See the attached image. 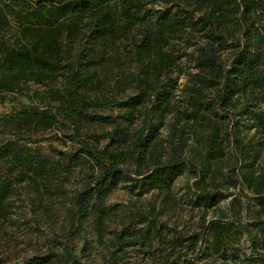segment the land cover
I'll return each instance as SVG.
<instances>
[{
	"label": "trees",
	"instance_id": "16d2710c",
	"mask_svg": "<svg viewBox=\"0 0 264 264\" xmlns=\"http://www.w3.org/2000/svg\"><path fill=\"white\" fill-rule=\"evenodd\" d=\"M155 1L0 0V99L16 93L41 104L8 116L18 132L66 131L72 149L48 148L60 160L89 163L70 210L78 229L92 217L98 234L111 214L106 196L124 178L126 166L135 165L136 175L143 174V167L148 173L141 185L153 181L160 194H169L186 166L183 149L192 132L205 150L197 183L214 187L229 138L233 157L224 161L233 172L229 178L246 190L250 220L203 216L186 244L177 234L173 246L185 247L184 255L192 253L176 256L170 264H200L201 257L232 251L231 241L240 230L250 239L264 240V0H163L157 9L151 6ZM193 32H201L202 43L178 105L172 101L176 79L171 72L192 45ZM225 48L231 49L228 63L219 57ZM111 72L116 74L114 86H108ZM49 81L59 86L29 92L30 83ZM113 87H121L125 95L117 97ZM101 122L111 126L101 134L103 144L87 140L84 130ZM162 126L165 139L159 138ZM245 129L250 136L242 135ZM21 140L0 141V218L16 184H26L34 196L40 195V183L47 193L61 195L70 173L68 164ZM197 199L206 210L214 197L204 191ZM137 215V222L146 223L140 229L144 239L159 234L154 207ZM125 230L111 240L112 261L123 257L115 256L112 247L131 235ZM248 259L264 264V254ZM12 264H79V258L65 246Z\"/></svg>",
	"mask_w": 264,
	"mask_h": 264
},
{
	"label": "rangeland",
	"instance_id": "374dc122",
	"mask_svg": "<svg viewBox=\"0 0 264 264\" xmlns=\"http://www.w3.org/2000/svg\"><path fill=\"white\" fill-rule=\"evenodd\" d=\"M165 4L163 0L155 1L151 6L160 8ZM192 45L185 50V55L180 58V65L171 72L176 79L172 101L181 105L186 96L185 84L188 82L189 73L195 71V49L202 43L201 32H193ZM231 49L225 48L219 51V57L224 63H228ZM126 65H123L125 69ZM115 70V68L113 69ZM115 73L111 72L109 85L114 86ZM48 86L58 87V81H49L47 85L30 83L29 92L36 90L41 93ZM129 91V90H127ZM113 93L121 98L125 95L121 87H113ZM40 106L37 100H29L24 95L9 93L4 99H0V141H6L15 137H21V142L39 149L51 159L59 160L61 164H68L70 173L63 184V193L57 195L47 193L43 183L39 184L40 195L34 196L30 188L24 184H16L12 189L6 208L0 218V260L5 264L20 262L32 255H43L46 252H60L65 246H71L72 251L78 256L79 264H170L176 256H191V251L186 255L185 247L173 246L175 236L181 237L186 244L193 232L198 231L200 221L222 216L225 219H239L247 223L250 219L245 211L246 190L241 191L238 184L229 178L233 172L228 169L226 160L233 157L232 141L229 138L224 143V155L219 158L222 166V175H217V185L205 186L197 183L201 154L205 153L202 143L197 141L198 136L188 133V144L183 149L186 166L174 178L169 194L159 193L156 183L146 181L141 185V177L148 172L143 170L142 175H136L133 171L135 165L126 166L124 178H120L109 194L105 204L110 208L111 214L105 222L102 234H98L90 217L78 229L76 216L72 211V196L81 188V178L86 172H90L89 163L83 158L72 161L60 160L49 151L48 146L53 145L59 149H72L69 138L65 137L64 130L51 127L37 132L14 129L9 115L18 110H28L32 106ZM110 109H106L104 114ZM111 112H116L115 110ZM227 121L231 117H225ZM226 121V122H227ZM183 122L181 119L180 123ZM139 124V120L133 123ZM111 126L106 122L92 124L84 130L85 138L89 141L98 140L103 144L101 134ZM165 126L159 129V138H166ZM242 135L250 136V130H241ZM228 134V132H227ZM231 136L234 134L230 132ZM200 149V151L197 150ZM264 164V157L260 159ZM238 168V166H236ZM210 178V177H209ZM209 178L207 180H209ZM212 193L214 200L206 210H202L198 204L197 196L200 192ZM240 199V200H236ZM150 207L157 211L159 234L148 240L140 235V229L145 228L146 223L137 222L138 213H144ZM125 228H128L125 230ZM125 230L131 235L120 239V247H112L117 250L115 256H123L117 261L110 260L109 245L115 239L117 233ZM125 233V232H124ZM160 236V237H159ZM232 251L214 252L208 257L197 260L200 264H261L251 262L248 257L264 254V240L250 239L244 230H240L231 241ZM166 256H170L165 260ZM196 256V255H195Z\"/></svg>",
	"mask_w": 264,
	"mask_h": 264
}]
</instances>
